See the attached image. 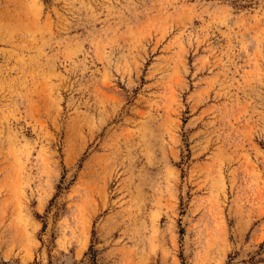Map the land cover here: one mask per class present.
I'll use <instances>...</instances> for the list:
<instances>
[{"label": "rangeland", "instance_id": "rangeland-1", "mask_svg": "<svg viewBox=\"0 0 264 264\" xmlns=\"http://www.w3.org/2000/svg\"><path fill=\"white\" fill-rule=\"evenodd\" d=\"M0 264H264V0H0Z\"/></svg>", "mask_w": 264, "mask_h": 264}]
</instances>
